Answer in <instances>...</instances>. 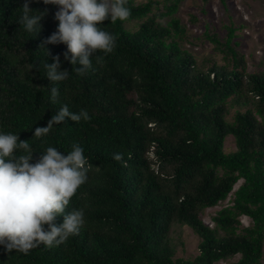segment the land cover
I'll list each match as a JSON object with an SVG mask.
<instances>
[{
	"label": "trees",
	"instance_id": "trees-1",
	"mask_svg": "<svg viewBox=\"0 0 264 264\" xmlns=\"http://www.w3.org/2000/svg\"><path fill=\"white\" fill-rule=\"evenodd\" d=\"M181 1L127 0L125 20L101 22L115 46L93 53L92 68L80 74L64 58V42H48V55L41 47L59 23L57 5L30 0L48 9L34 35L19 22L23 0H0V131L27 139L33 159L48 144L66 152L79 142L90 165L66 208L84 209L80 231L26 253L0 245V264H214L237 253L230 264H264V69L247 70L233 26L224 40L207 35L223 62L199 61L174 15ZM56 54L70 71L62 81L44 74ZM62 104L86 108L91 119L66 118L34 136ZM229 134L236 148L226 151ZM231 193L208 224L205 210ZM173 224L200 236L197 255H177Z\"/></svg>",
	"mask_w": 264,
	"mask_h": 264
},
{
	"label": "clouds",
	"instance_id": "clouds-1",
	"mask_svg": "<svg viewBox=\"0 0 264 264\" xmlns=\"http://www.w3.org/2000/svg\"><path fill=\"white\" fill-rule=\"evenodd\" d=\"M44 3L58 6L54 18L59 23L41 47L46 48L48 55V42H64L67 45L64 58L80 74L92 68L93 53L98 50L107 53L115 46V34L101 27V22L106 18L112 22L125 20L131 11L127 0H44ZM21 7L20 24L36 35L43 27L41 20L48 9L33 8L30 0H23ZM61 63L59 54L52 62L45 61L44 74L51 81H62L70 75ZM50 91L55 100L59 88L53 84ZM66 118L79 121L91 116L86 108L73 111L62 104L46 125L35 127L33 135L47 133L51 124H59ZM113 155L121 159L122 153ZM89 167L79 142H73L66 152L48 144L33 159V147L27 139H21L19 133L0 131V245L9 251L26 253L41 244L60 245L78 233L85 224L84 209L66 211V208L79 186L87 181ZM61 214L63 219L57 223L56 218Z\"/></svg>",
	"mask_w": 264,
	"mask_h": 264
},
{
	"label": "rangeland",
	"instance_id": "rangeland-1",
	"mask_svg": "<svg viewBox=\"0 0 264 264\" xmlns=\"http://www.w3.org/2000/svg\"><path fill=\"white\" fill-rule=\"evenodd\" d=\"M145 1V0H137ZM186 24L188 37L184 45L194 52L199 61L214 57L223 62V52L216 47V43L207 35L217 34L224 40L228 36L230 26L235 28L233 40L239 41V50L244 54L247 70L264 69V0H182L178 10L174 12ZM170 17V16H168ZM168 17L163 18L164 20ZM135 22L129 25L134 27ZM236 148L235 137L229 134L226 138L225 149L231 151ZM242 180L234 187L236 189ZM233 194L218 205L208 207L204 213V220L214 225L213 215L223 206L232 202ZM244 224L251 223L250 217L241 216ZM171 238L176 244L177 255L192 257L199 253L200 236L188 225L173 224ZM240 253L220 259L214 264H230L238 260ZM264 263V257L262 259Z\"/></svg>",
	"mask_w": 264,
	"mask_h": 264
}]
</instances>
